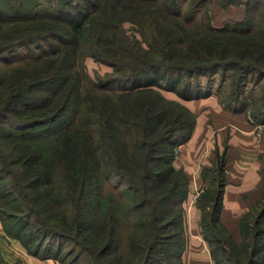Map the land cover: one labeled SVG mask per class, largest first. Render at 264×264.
<instances>
[{
	"label": "trees",
	"instance_id": "1",
	"mask_svg": "<svg viewBox=\"0 0 264 264\" xmlns=\"http://www.w3.org/2000/svg\"><path fill=\"white\" fill-rule=\"evenodd\" d=\"M207 1L0 0V53L49 48L0 70V220L29 254L63 261L41 235L50 233L78 244L86 264H179L188 179L172 159L195 124L180 99L215 94L213 74L231 70L233 91L219 96L220 83L219 100L238 111L252 102L251 119L264 124V84L256 98L245 90L264 81V0H219L244 5V19L189 28ZM126 21L148 24L147 47ZM87 56L112 71L89 83ZM221 170L197 200L211 255L216 264H264V194L234 241L219 217ZM109 177L125 185L117 206L103 194Z\"/></svg>",
	"mask_w": 264,
	"mask_h": 264
},
{
	"label": "crops",
	"instance_id": "2",
	"mask_svg": "<svg viewBox=\"0 0 264 264\" xmlns=\"http://www.w3.org/2000/svg\"><path fill=\"white\" fill-rule=\"evenodd\" d=\"M181 101L195 114V124L187 140L175 147L172 159L188 179L179 264H216L202 234L197 200L222 168L220 221L234 241L241 240L240 218L264 194V124L251 121L245 111L227 107L215 94ZM7 241L21 264L59 263L29 254L15 238Z\"/></svg>",
	"mask_w": 264,
	"mask_h": 264
},
{
	"label": "rangeland",
	"instance_id": "3",
	"mask_svg": "<svg viewBox=\"0 0 264 264\" xmlns=\"http://www.w3.org/2000/svg\"><path fill=\"white\" fill-rule=\"evenodd\" d=\"M188 1L189 0H182V5L185 7ZM245 11H246V7L244 5L231 4L228 6H221L219 4V0H208L207 2H205V4L202 5L200 10H198V12L195 15V19L193 20L192 23H190L189 28L202 30L205 29L207 23L212 24L214 27H220L228 22L234 23L236 21H241L242 19H244ZM124 26L127 28V32L132 39L138 40L142 46L147 47V41L150 40V28L148 24L141 25L138 23L126 21L124 22ZM46 48L49 49L47 43L45 41H41L38 42V44H29L26 46L16 47L15 50H5L4 52L0 53V70L4 71L10 65L22 63L32 58L34 55H37L41 51H44V49ZM83 64L85 66V73L87 75L86 79L89 83L93 81L95 82L96 77L104 76L105 73L112 71L111 66L103 62L97 61L91 56L85 57L83 59ZM222 76L223 74L221 73V70L216 71L212 76L211 82L213 84V91L215 92V95L217 93L216 89L218 85L221 83L220 86L221 89L219 90L220 92H218V94L219 96L224 97L227 96L228 93L233 91L232 90L233 87L230 84L232 81L231 70L225 73V76H223L224 80ZM201 77L202 80H206L208 76L206 75ZM262 83L264 84V81L258 84H256V82L254 83L253 80L250 81L248 85L245 87V90H247V95L252 94L253 95L252 97L256 98L257 95L260 93L259 90H261ZM127 85L128 84H122L120 86H117L115 87V90L121 91L124 88H126ZM162 92L167 98L178 99L176 94L171 90L162 89ZM244 111L249 116L250 120L253 121L250 116L252 112V102H250V105ZM253 122L257 123L255 121ZM257 128L260 129L259 126ZM124 186L125 185L123 183H120L116 177H109L104 181L103 194L106 196L104 197L106 199L110 198L111 199L110 202L113 200L115 205L120 204L116 201V196H117L116 194L120 193V190H122ZM121 200L123 199L121 198ZM3 224L4 222L0 220V264H21V260L18 257L19 255L14 253L13 250L11 249V247L13 248V245L7 241L8 238H12V237L6 233V231L2 226ZM171 230L175 231V228H172ZM138 231L140 232H137V237L142 238V240L144 241L147 238V236H145L146 235L145 232H141L144 230L139 229ZM41 235L45 237L46 243L48 244L52 243L55 249L56 247L60 246V254L61 255L63 254L65 259L63 261L57 259V261L59 262L57 264H72L73 263L72 261L76 257L77 259L73 264H86V260L82 258L84 254H82V252L80 251L78 244H75L72 241H67L62 238H57L50 233H43ZM175 239L177 238L175 237L173 241ZM175 241L176 242H173V244L175 245L171 246L172 251H175L178 248L177 241L180 240L178 239ZM143 244H145V242H143ZM128 251L129 252H126L122 256L124 257V256L133 255L134 253L133 250L130 249ZM105 257L102 258L103 261L106 259ZM219 259L223 261V264L228 263L225 259H223V257Z\"/></svg>",
	"mask_w": 264,
	"mask_h": 264
},
{
	"label": "built area",
	"instance_id": "4",
	"mask_svg": "<svg viewBox=\"0 0 264 264\" xmlns=\"http://www.w3.org/2000/svg\"><path fill=\"white\" fill-rule=\"evenodd\" d=\"M259 127H260V125H259Z\"/></svg>",
	"mask_w": 264,
	"mask_h": 264
}]
</instances>
